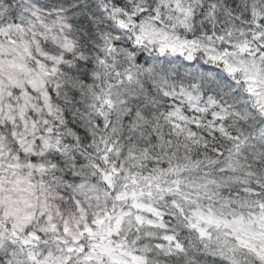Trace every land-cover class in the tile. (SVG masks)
Here are the masks:
<instances>
[{
    "label": "snow or ice",
    "instance_id": "1",
    "mask_svg": "<svg viewBox=\"0 0 264 264\" xmlns=\"http://www.w3.org/2000/svg\"><path fill=\"white\" fill-rule=\"evenodd\" d=\"M0 264H264V0H0Z\"/></svg>",
    "mask_w": 264,
    "mask_h": 264
}]
</instances>
